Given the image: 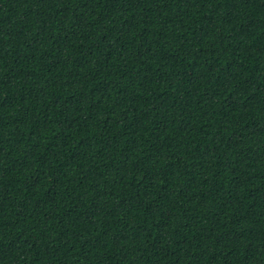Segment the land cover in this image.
I'll return each mask as SVG.
<instances>
[{
    "label": "trees",
    "instance_id": "obj_1",
    "mask_svg": "<svg viewBox=\"0 0 264 264\" xmlns=\"http://www.w3.org/2000/svg\"><path fill=\"white\" fill-rule=\"evenodd\" d=\"M0 264H264V0H0Z\"/></svg>",
    "mask_w": 264,
    "mask_h": 264
}]
</instances>
